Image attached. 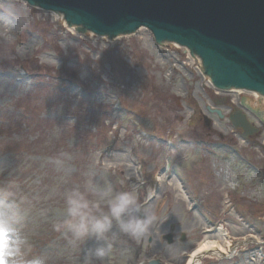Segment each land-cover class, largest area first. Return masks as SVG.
<instances>
[{"label":"rangeland","instance_id":"374dc122","mask_svg":"<svg viewBox=\"0 0 264 264\" xmlns=\"http://www.w3.org/2000/svg\"><path fill=\"white\" fill-rule=\"evenodd\" d=\"M167 48L160 51L147 29L113 40L76 34L51 11L28 6L24 0H0V181H16L31 200L32 239L37 251L49 257V264H76L77 254L52 230L44 213L58 216L65 192L91 189L105 181L117 191L134 188L156 217L139 241L119 236L110 264H149L153 259L186 264L189 256L184 254L202 242L204 225L188 212L170 176L162 187L160 181L147 178L144 183L139 178L134 167L141 161L131 155L136 146L151 174L164 175L166 165L182 173L211 209L202 208L225 220L220 229L224 247L257 230L264 238V176L239 161L235 147L263 165L264 150L247 148L229 119L231 109L239 106L236 102L245 97L260 115L256 119L249 114L260 128L253 140L264 146L263 97L219 92L208 85V77L188 51L173 44ZM60 77L68 81L62 90ZM81 84L88 87L83 92L76 87ZM218 95L228 98L227 105L214 104ZM120 102L126 111H114L113 105ZM208 107L219 109L222 116ZM130 109L144 115L138 118L142 127L155 136L141 135ZM206 117L212 125H207ZM167 140L175 146L169 147ZM62 153L71 159L58 169L49 161ZM231 201L246 223L232 209L222 212ZM171 228L175 241L168 244L162 237ZM200 264H264V260L243 255L228 262L213 256Z\"/></svg>","mask_w":264,"mask_h":264},{"label":"water","instance_id":"95a60500","mask_svg":"<svg viewBox=\"0 0 264 264\" xmlns=\"http://www.w3.org/2000/svg\"><path fill=\"white\" fill-rule=\"evenodd\" d=\"M33 1L62 9L52 13H62L69 28L73 22H83L97 32H119L116 35L120 37L128 35V27L146 24L161 33L164 41L177 39L175 43L179 46H192L207 66H212L221 75L228 73L226 83L216 80L221 87L259 90L262 86L258 82L264 84V0ZM66 11L77 15V19L72 22ZM138 29L142 27L138 26ZM84 31L90 30L77 25L76 34H84ZM201 71L204 76V70ZM209 82L217 87L215 82L210 79ZM235 121L242 127L246 123L244 117ZM168 238L172 242L171 236Z\"/></svg>","mask_w":264,"mask_h":264},{"label":"clouds","instance_id":"9594fccd","mask_svg":"<svg viewBox=\"0 0 264 264\" xmlns=\"http://www.w3.org/2000/svg\"><path fill=\"white\" fill-rule=\"evenodd\" d=\"M70 159L62 153L49 162L59 169ZM32 212L31 200L16 181H0V264H49V257L37 251L32 239ZM44 215L52 230L76 252V264H110L121 234L139 241L156 219L134 188L117 191L107 181L65 192L59 215Z\"/></svg>","mask_w":264,"mask_h":264},{"label":"bare ground","instance_id":"6f19581e","mask_svg":"<svg viewBox=\"0 0 264 264\" xmlns=\"http://www.w3.org/2000/svg\"><path fill=\"white\" fill-rule=\"evenodd\" d=\"M54 15L62 20L64 22V24L66 25L65 21H64V18H63V15L62 13H54ZM11 21L8 20V23H10ZM67 28H69L67 26ZM77 29V25H75L74 23L72 24V26L69 28V30H71L73 33H76ZM138 30H141V29H138ZM89 31H84V34L87 33ZM132 33H128V35H125L123 37H126V36H131ZM106 36H104L105 38ZM107 38V37H106ZM165 43H167V41H164ZM174 46H176L177 48L181 49L185 46H179L177 43H173ZM192 58V61H195L197 64H198V68H200L201 66V59L197 56V54H193L191 56ZM193 64V63H192ZM208 85H214V84H210L209 82V79H208ZM220 88V87H218ZM223 88V87H222ZM230 92H234V93H242L243 90L241 88H238V89H232V90H229ZM252 95L256 96L257 98H259L260 96H258V93H255L254 91L251 93ZM132 167V165H131ZM180 195V194H179ZM199 222L202 223V221L199 219ZM219 234V233H218ZM211 239H218V236H214L212 238H209L207 237V239L201 243L196 249H194L191 253H190V259L188 260V263L187 264H197L199 263V261L201 260L202 256H204L205 254H214L216 256H220L221 253H223L224 251V248L222 246V243L221 241H217V240H211ZM219 240L220 237H219ZM220 246V251L221 252H217V250H215V248L219 247ZM223 250V251H222Z\"/></svg>","mask_w":264,"mask_h":264},{"label":"flooded vegetation","instance_id":"af4514ba","mask_svg":"<svg viewBox=\"0 0 264 264\" xmlns=\"http://www.w3.org/2000/svg\"><path fill=\"white\" fill-rule=\"evenodd\" d=\"M231 100H229V102H230ZM215 112H217L216 110H214Z\"/></svg>","mask_w":264,"mask_h":264},{"label":"trees","instance_id":"16d2710c","mask_svg":"<svg viewBox=\"0 0 264 264\" xmlns=\"http://www.w3.org/2000/svg\"><path fill=\"white\" fill-rule=\"evenodd\" d=\"M7 129H9V128H7Z\"/></svg>","mask_w":264,"mask_h":264}]
</instances>
